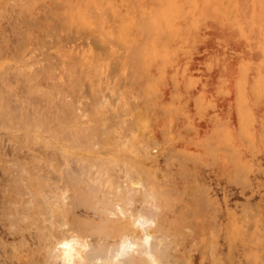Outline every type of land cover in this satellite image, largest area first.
Here are the masks:
<instances>
[{"label": "rangeland", "instance_id": "1", "mask_svg": "<svg viewBox=\"0 0 264 264\" xmlns=\"http://www.w3.org/2000/svg\"><path fill=\"white\" fill-rule=\"evenodd\" d=\"M10 80L14 97L46 89L60 115L17 130ZM146 193L194 264H210L196 221L218 207L223 222L237 214L238 264H264V0H0V209L25 223L15 253L67 264L59 237L96 242L107 204L123 202L125 221Z\"/></svg>", "mask_w": 264, "mask_h": 264}, {"label": "bare ground", "instance_id": "2", "mask_svg": "<svg viewBox=\"0 0 264 264\" xmlns=\"http://www.w3.org/2000/svg\"><path fill=\"white\" fill-rule=\"evenodd\" d=\"M28 69H30L31 72L33 70H31V68ZM17 77L18 76H16V79L13 78L14 83L16 82L15 84H17L18 81L20 82V79H22V81L25 80L23 77ZM38 79H41V77ZM11 81L12 80L7 83L9 89H7V94L4 95V112H6L7 109L13 118L16 117L17 130L24 126V124H36L39 127L44 123L55 120V118L60 115L58 105L49 103V100V102H43V97L41 99V95H47L45 94L46 89H43L44 92L42 88H39L44 92V94H42L43 92L40 90L38 94L41 95H37L34 89L36 92L34 94H36L37 97L40 96L37 100H32L31 93L26 90L28 94L25 93L27 96L29 95L26 99L23 98L26 94L21 97V93L18 92L16 97H14V91H16L19 86L17 84V89L15 88V90L13 89L14 91H10L13 88H11V84H13ZM34 81H38L39 83L40 80L36 81L35 79ZM26 83L30 85L27 81ZM49 85L50 84H47L48 88ZM31 87L30 85L27 89ZM50 88L52 87L50 86ZM21 89L22 88H19V90ZM32 89L33 88H31V90ZM34 90L32 91L34 92ZM52 90L53 89L49 91ZM55 95L56 93L54 94L53 92V96L57 97ZM19 96L21 98H19ZM28 99H31V101ZM56 99L57 98H55V100ZM20 119H22V121H20ZM56 128L54 124H51V127H49L51 130ZM132 182L135 186L140 185L139 181ZM130 193H132V191ZM146 195L147 199L141 209L135 211V213L130 212L127 215L128 219L125 221L121 218L122 216L117 217L118 211L123 209V202L113 201L107 204L104 208L105 213L101 216V222L103 223L97 224L96 226L91 225L92 229H96V233L100 234L96 242L89 241L88 238L77 232H71L68 235L59 237L56 241L59 249L58 256L67 264H194L196 257L194 253H192L190 257H187L183 256L180 247H176L175 250H172V245L170 244L172 240L169 242V239L172 238L171 233L156 228L155 214L157 212V205L154 201L155 198L152 193H146ZM16 209L19 208L9 205L0 209V220L6 221V223L0 225V264H30L28 253L21 244L20 250H25V252H22L20 255L15 253L16 248H18V246H15V240H17V238L22 239L21 234L24 233L25 229V223H20L21 220L13 216ZM221 215L222 210L218 207L213 216L210 215L206 218L197 219L196 221L202 231L207 230L209 232V234L203 232L204 237L208 240V244L199 250L201 261H208L210 264H219V258L227 257L229 264H238L236 254L238 243H240L239 237L238 235H234V233L233 236L232 234L229 236V233H231L230 229L232 232H236L237 227H239L237 214L235 212H228L227 222L219 220ZM11 222H17L16 225L19 229H23V231H14L13 228L10 227ZM67 223L68 220L64 219L60 224ZM28 227L30 228L28 231L33 234V226L29 225ZM194 239H196V236L193 235L191 240L194 241ZM244 243L250 244V240H245ZM9 244H12L14 247H9ZM194 245L195 242H192V250L195 249ZM225 247L228 250L226 254L223 252ZM248 258L249 257H246V260L249 261ZM259 259L261 260V257H259Z\"/></svg>", "mask_w": 264, "mask_h": 264}]
</instances>
